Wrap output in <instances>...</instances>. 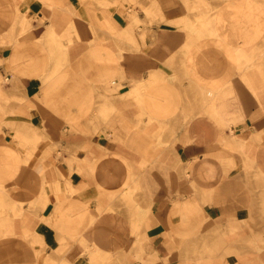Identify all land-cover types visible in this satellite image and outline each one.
<instances>
[{
  "label": "crops",
  "instance_id": "0c3cea01",
  "mask_svg": "<svg viewBox=\"0 0 264 264\" xmlns=\"http://www.w3.org/2000/svg\"><path fill=\"white\" fill-rule=\"evenodd\" d=\"M101 213L126 264H264V0H0V264Z\"/></svg>",
  "mask_w": 264,
  "mask_h": 264
},
{
  "label": "bare ground",
  "instance_id": "6f19581e",
  "mask_svg": "<svg viewBox=\"0 0 264 264\" xmlns=\"http://www.w3.org/2000/svg\"><path fill=\"white\" fill-rule=\"evenodd\" d=\"M114 220H112L113 223ZM106 223V217L103 213L97 218L91 219L89 222H85L83 224L82 233L80 237H77L76 240L79 243L81 250L83 252L81 256H86L87 264H104L106 259L108 258L107 252L105 251L107 246H115L116 241H107V237L102 230H104L100 224ZM110 223V224H112ZM75 224H71V228L74 227ZM75 237V235L73 236ZM79 254V253H78ZM78 260H82L81 257L77 256ZM50 264H77V260L69 257L66 253V257H62L59 260H55L54 258H46V262L48 261ZM58 261V262H56ZM83 264V263H82Z\"/></svg>",
  "mask_w": 264,
  "mask_h": 264
},
{
  "label": "rangeland",
  "instance_id": "374dc122",
  "mask_svg": "<svg viewBox=\"0 0 264 264\" xmlns=\"http://www.w3.org/2000/svg\"><path fill=\"white\" fill-rule=\"evenodd\" d=\"M108 221H109V219H108ZM108 221H106L105 224H100V226L104 229V230H102V232L105 233V235L107 237L106 238L107 241L108 240L116 241V245L106 247L105 251L107 252L106 254H107L108 258L106 259L104 264H126V262H127L126 257L121 255V252L122 251L128 252L130 248L126 247L125 239H124V241L120 239L119 224L113 225V224H110ZM115 227H117L116 232H114ZM74 233H75V230H73V231L69 230L68 240L66 241V247H63L62 249H58L56 251V253H57L56 259L58 257H60V254L67 251L69 254V257L71 256L72 258H75V256H79V257H81V259L83 258L82 262L84 264H87L86 263L87 262L86 256L80 255V253H81L80 251H82V250H81V247L79 246V244L78 245L76 244L75 238H73V236L75 235ZM70 234H71V236H70ZM51 262L53 263V261H51ZM56 262H58V261H56Z\"/></svg>",
  "mask_w": 264,
  "mask_h": 264
}]
</instances>
